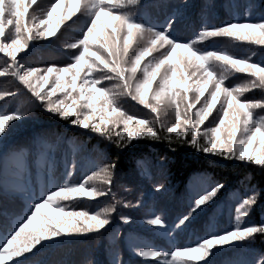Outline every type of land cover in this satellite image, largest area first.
Segmentation results:
<instances>
[{"label":"snow or ice","instance_id":"1","mask_svg":"<svg viewBox=\"0 0 264 264\" xmlns=\"http://www.w3.org/2000/svg\"><path fill=\"white\" fill-rule=\"evenodd\" d=\"M139 2L52 0L38 23H30L26 22V14L36 0H0V53L7 58L4 66L0 67V77H13L47 112L109 141L114 140L118 147H126L132 140L141 137L168 139L170 143L189 144L206 154L264 166V116L257 117L253 111L264 110V99H240L251 89H264V62H250V56L235 57L218 49L198 47L218 37L264 46V18L249 23L236 21L221 26H206L193 38L182 41L172 35L174 17H170L164 27L157 29L147 27L129 12L121 11ZM69 4L74 7H69ZM77 13L87 19L81 37L67 45L70 49L79 50L72 56L71 63L45 69L23 63L20 53L29 48V41L55 36L61 25L72 21ZM30 20L35 21V17ZM9 25L11 30L6 32ZM144 32L149 33L150 38L147 46L137 51L132 47L134 36ZM159 49L164 51L158 58L146 60ZM216 63L221 64L226 73H247L253 79L243 86L225 87L227 77L217 75L213 68ZM96 72L102 74L97 77L94 75ZM178 73L182 74L179 79ZM114 79L117 83L111 88L104 86V81ZM14 95L15 92L0 93V99ZM119 95H127L156 113L155 120L139 118L123 111L118 103ZM197 105L200 107L197 108ZM161 106L174 110L175 120L168 126L161 123ZM214 109L218 110V122L214 127L205 126L201 131L200 126L205 125ZM25 115L19 110L0 113V139L11 131L12 122L23 119ZM114 129H121L115 131V139L112 134ZM222 130L225 134H222ZM115 168V162L105 163L78 183L65 182L42 193L39 199L33 201L28 213L0 239V264H22L20 258L34 254V250L39 251L38 246L42 247L44 242L62 235L88 234L104 229L110 223L111 213L116 211V203L90 213L75 208L67 210L63 201L95 199L111 194ZM94 181L108 187L98 189ZM223 187L217 184L195 198L189 211L177 218L173 228L168 226L162 215L155 212L145 223L153 226L161 235L171 238L173 229H181L191 222L193 214ZM162 189L163 185H158L155 190ZM259 195L253 191L240 200L235 208L236 223L230 229L211 232L192 244L175 246L170 250L149 245L138 250L137 255L154 264H212L210 258L217 250L249 240L257 233L264 234V224L244 222ZM134 206H139V201ZM121 219L130 222V217ZM258 264H264V258Z\"/></svg>","mask_w":264,"mask_h":264},{"label":"trees","instance_id":"2","mask_svg":"<svg viewBox=\"0 0 264 264\" xmlns=\"http://www.w3.org/2000/svg\"><path fill=\"white\" fill-rule=\"evenodd\" d=\"M51 2L36 0L28 9L26 22L38 23ZM121 11L129 12L147 27L157 29L174 17L172 35L183 41L193 38L206 26L260 21L264 18V0H140ZM32 17L35 21L30 20ZM86 19L77 13L72 21L61 25L55 36L29 41V48L20 53L23 63L39 69L64 67L71 63L72 56L79 50L70 49L67 45L81 37ZM5 30L9 32L11 26H6ZM149 38L147 32L134 36L132 47L138 51L147 46ZM198 47L218 49L235 57L250 56V62H264V46L238 43L227 37L209 39ZM163 51H154L146 60L158 58ZM129 52L131 54L132 49ZM6 59L0 53V67L4 66ZM213 68L217 75H226L225 87L243 86L253 79L247 73H226L219 63ZM101 74L94 73L97 77ZM180 75L177 74V79ZM103 83L111 88L117 81ZM4 92H15L16 95L0 99V113L19 110L26 115L12 122L11 131L0 139V236H6L28 213L33 201L50 188L65 182L78 183L95 168L105 163L116 164L111 194L95 199L63 201L67 210L75 208L90 213L116 203L110 223L99 232L62 235L44 242L42 247L38 246L39 251L34 250V254L20 258L22 264H154L138 256V250L149 245L170 250L175 246L192 244L211 232L232 228L236 223V206L253 191L260 195L244 222L264 224V166L206 154L189 144L170 143L168 139L141 137L126 147H118L114 140L109 141L47 112L11 76L0 77V93ZM240 99L262 100L264 89H251ZM118 103L123 111L139 118L155 120L157 115L127 95H119ZM181 110H184L183 105ZM253 111L257 117L264 116L262 109ZM159 115L165 126L175 120L174 110L170 107L161 106ZM218 119V110L214 109L205 125L200 126L201 131L205 126L214 127ZM121 129L113 130L114 139L115 131ZM222 134H225L224 130ZM200 139L203 142V136ZM94 183L98 189L108 187L98 181ZM217 184L224 187L193 214L191 222L181 229H173L171 238L145 223L155 212L173 228L177 218L189 211L193 200ZM158 185H163L161 191L155 190ZM138 201L139 206H134ZM125 204L132 206L125 207ZM121 217H130V222H123ZM261 258H264V234L257 233L249 240L217 250L210 259L212 264H258Z\"/></svg>","mask_w":264,"mask_h":264},{"label":"rangeland","instance_id":"3","mask_svg":"<svg viewBox=\"0 0 264 264\" xmlns=\"http://www.w3.org/2000/svg\"><path fill=\"white\" fill-rule=\"evenodd\" d=\"M192 82V81H191ZM4 236H0V239H3Z\"/></svg>","mask_w":264,"mask_h":264}]
</instances>
